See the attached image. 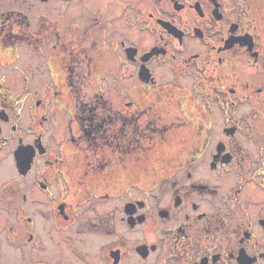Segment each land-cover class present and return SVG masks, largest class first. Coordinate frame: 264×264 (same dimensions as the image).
Wrapping results in <instances>:
<instances>
[{
	"label": "flooded vegetation",
	"instance_id": "flooded-vegetation-1",
	"mask_svg": "<svg viewBox=\"0 0 264 264\" xmlns=\"http://www.w3.org/2000/svg\"><path fill=\"white\" fill-rule=\"evenodd\" d=\"M53 2L0 0V264H264V0Z\"/></svg>",
	"mask_w": 264,
	"mask_h": 264
},
{
	"label": "rangeland",
	"instance_id": "rangeland-1",
	"mask_svg": "<svg viewBox=\"0 0 264 264\" xmlns=\"http://www.w3.org/2000/svg\"><path fill=\"white\" fill-rule=\"evenodd\" d=\"M59 3H60V0H54V2L51 3L50 5H48V4L47 5H41V6L37 7L36 13L43 15V14H47L48 12L49 13L51 12L54 15L56 13V11L59 9ZM82 9L83 8L79 5V3H75L71 7V10H70L71 18L74 21H80V20L84 19L83 15L86 12ZM112 64L113 65H110V66L115 67L116 61L114 60ZM153 66L155 67V74H156L158 80H160L161 82H162V79H164L168 82L170 81L171 83L175 80L174 74H172V72L169 70V66H165V67H163L164 68L163 69L161 62L154 63ZM162 72L164 73L163 77H162ZM184 83L186 84L185 86L189 87V79L188 78H186ZM139 165L136 164V168H139ZM140 167H141V165H140Z\"/></svg>",
	"mask_w": 264,
	"mask_h": 264
},
{
	"label": "water",
	"instance_id": "water-1",
	"mask_svg": "<svg viewBox=\"0 0 264 264\" xmlns=\"http://www.w3.org/2000/svg\"><path fill=\"white\" fill-rule=\"evenodd\" d=\"M150 72V71H149Z\"/></svg>",
	"mask_w": 264,
	"mask_h": 264
}]
</instances>
